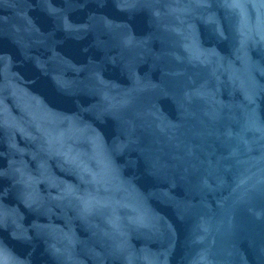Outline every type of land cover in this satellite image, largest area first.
<instances>
[{"label":"water","instance_id":"water-1","mask_svg":"<svg viewBox=\"0 0 264 264\" xmlns=\"http://www.w3.org/2000/svg\"><path fill=\"white\" fill-rule=\"evenodd\" d=\"M143 264H264V0H95Z\"/></svg>","mask_w":264,"mask_h":264}]
</instances>
